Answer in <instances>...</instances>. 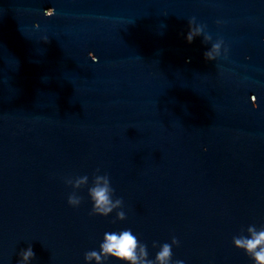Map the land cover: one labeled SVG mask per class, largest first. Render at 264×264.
<instances>
[{"label": "water", "instance_id": "95a60500", "mask_svg": "<svg viewBox=\"0 0 264 264\" xmlns=\"http://www.w3.org/2000/svg\"><path fill=\"white\" fill-rule=\"evenodd\" d=\"M192 17L212 41L187 42ZM104 174L122 208L90 215ZM84 175L73 208L65 178ZM253 225L264 0H0V264L29 246L30 264H88L105 232L125 229L151 260L175 237L173 264H255L233 245Z\"/></svg>", "mask_w": 264, "mask_h": 264}, {"label": "clouds", "instance_id": "9594fccd", "mask_svg": "<svg viewBox=\"0 0 264 264\" xmlns=\"http://www.w3.org/2000/svg\"><path fill=\"white\" fill-rule=\"evenodd\" d=\"M46 17L55 15L54 8H48L44 11ZM206 26L198 24L196 18L192 17L188 21V32L186 40L192 43L193 40L203 35L204 43L212 41V36L205 32ZM47 42V40L45 41ZM223 40H217L212 43L210 50L205 51L204 58L206 61H214L219 55V50ZM227 53V49L225 48ZM99 170H97L98 172ZM89 177L87 175L76 178H65V183L73 188V193L68 196L69 206L76 208L82 203V197L76 194V190L88 185ZM114 189L110 183V177L107 174L94 175L92 186L88 188V196L92 202L90 215L107 217L116 209L122 208L123 200L117 198L113 200ZM116 219L123 221L126 219L124 211L116 212ZM248 235L233 237L235 248L243 250L255 264H264V227L260 230L253 226L247 228ZM172 245H179V241L173 237L171 244L164 243L155 256V260L148 259L147 245L141 243L131 229H125L120 232H105L103 241L99 246V251L91 250L85 253V261L90 264L96 261V264H104L110 257L123 262V264H173L172 262ZM156 247V243H153ZM20 260L18 264H30L35 257L31 246L21 250L19 253ZM174 264H184L181 260H176Z\"/></svg>", "mask_w": 264, "mask_h": 264}]
</instances>
